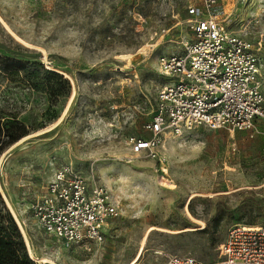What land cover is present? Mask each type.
Returning <instances> with one entry per match:
<instances>
[{
  "label": "rangeland",
  "instance_id": "1",
  "mask_svg": "<svg viewBox=\"0 0 264 264\" xmlns=\"http://www.w3.org/2000/svg\"><path fill=\"white\" fill-rule=\"evenodd\" d=\"M187 1L201 3L0 0V121L24 131L0 153V197L35 264H52L36 257L131 264L138 255L136 264L164 255L212 263L231 225L264 220V121L250 131L168 133L159 148L162 163L134 155L127 143L147 134L142 124L163 82L158 56L180 50L190 35ZM234 6L237 30L254 45L264 72V0ZM63 163L118 203L104 241L89 250L64 247L30 213L31 201Z\"/></svg>",
  "mask_w": 264,
  "mask_h": 264
},
{
  "label": "built area",
  "instance_id": "2",
  "mask_svg": "<svg viewBox=\"0 0 264 264\" xmlns=\"http://www.w3.org/2000/svg\"><path fill=\"white\" fill-rule=\"evenodd\" d=\"M232 6L220 0L187 1L190 35L181 49L161 53L154 105L142 124L146 136H129L134 155L162 163L166 134L182 136L196 127L250 131L264 121V72L254 45L237 30ZM218 7V10H215ZM38 227L66 248L87 250L104 241L105 228L118 215V203L104 186L90 182L70 163L57 166L29 205ZM217 260L164 255L151 264H264V220L231 225L217 246Z\"/></svg>",
  "mask_w": 264,
  "mask_h": 264
},
{
  "label": "trees",
  "instance_id": "3",
  "mask_svg": "<svg viewBox=\"0 0 264 264\" xmlns=\"http://www.w3.org/2000/svg\"><path fill=\"white\" fill-rule=\"evenodd\" d=\"M45 72L52 77L61 78V75L54 71L46 70ZM23 134L24 131L20 126L15 130H11L10 126H7V123H2L0 121V153ZM0 210L5 212L4 217L9 226V228L5 229L1 224L2 217H0V264H35V261H31L28 258L20 233L11 215L6 211L1 197Z\"/></svg>",
  "mask_w": 264,
  "mask_h": 264
},
{
  "label": "bare ground",
  "instance_id": "4",
  "mask_svg": "<svg viewBox=\"0 0 264 264\" xmlns=\"http://www.w3.org/2000/svg\"><path fill=\"white\" fill-rule=\"evenodd\" d=\"M3 196H4V198L6 199V197H5L4 194H3ZM209 196H211V194H209ZM6 202H7V200H6ZM8 202H9V201H8ZM8 202H7V204H8V206H9L10 212H11L12 216L14 217L16 223L18 224L20 230L22 231V233H23V235H24L25 243H26V245L28 246V250H29L30 255L33 256V255H32V251H31V249H30V247H29L28 241H27V239H26V237H25V233H24L23 227H22V225H21L20 219L18 218L16 212L13 210V208L9 205ZM190 216H191V215H190ZM191 217H192V216H191ZM192 218H193V217H192ZM35 259L38 260V261H41V262H48V263L55 264V263L53 262V260L49 259L48 257H36ZM138 259H139V255H138V256H137V257L131 262V264H136L137 261H138Z\"/></svg>",
  "mask_w": 264,
  "mask_h": 264
}]
</instances>
